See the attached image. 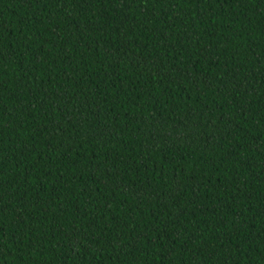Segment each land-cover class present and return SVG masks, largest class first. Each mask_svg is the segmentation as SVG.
<instances>
[{
	"label": "trees",
	"instance_id": "trees-1",
	"mask_svg": "<svg viewBox=\"0 0 264 264\" xmlns=\"http://www.w3.org/2000/svg\"><path fill=\"white\" fill-rule=\"evenodd\" d=\"M0 264H264V0H0Z\"/></svg>",
	"mask_w": 264,
	"mask_h": 264
}]
</instances>
